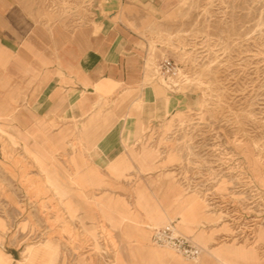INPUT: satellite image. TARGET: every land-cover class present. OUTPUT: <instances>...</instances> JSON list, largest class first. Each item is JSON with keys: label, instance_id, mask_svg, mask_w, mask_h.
Here are the masks:
<instances>
[{"label": "rangeland", "instance_id": "rangeland-1", "mask_svg": "<svg viewBox=\"0 0 264 264\" xmlns=\"http://www.w3.org/2000/svg\"><path fill=\"white\" fill-rule=\"evenodd\" d=\"M32 2L43 19L75 23L126 5ZM148 17L134 27L149 42L145 82L175 100L136 145L156 155L157 200L173 188L201 201L210 222L264 254V0H181ZM162 57L178 63L177 81L154 73ZM35 160L19 132L0 121V264H113L115 220L94 204L108 191L75 188L66 151L55 150L42 167Z\"/></svg>", "mask_w": 264, "mask_h": 264}, {"label": "crops", "instance_id": "crops-1", "mask_svg": "<svg viewBox=\"0 0 264 264\" xmlns=\"http://www.w3.org/2000/svg\"><path fill=\"white\" fill-rule=\"evenodd\" d=\"M120 1L126 5L75 23L43 19L32 0H0V121L19 132L39 166L66 151L75 188L108 191L94 204L115 220L113 264H264L259 250L210 222L201 201L173 188L157 200L156 155L136 145L175 100L145 82L149 42L134 27L181 0ZM73 141L78 147L69 150ZM135 173L140 181L112 178ZM165 222L202 247L198 259L151 243Z\"/></svg>", "mask_w": 264, "mask_h": 264}, {"label": "built area", "instance_id": "built-area-1", "mask_svg": "<svg viewBox=\"0 0 264 264\" xmlns=\"http://www.w3.org/2000/svg\"><path fill=\"white\" fill-rule=\"evenodd\" d=\"M154 73L166 80L177 81L180 78L178 63L168 57H162L154 66ZM151 243L172 249L177 255L187 260H196L203 249L194 243L190 237L181 234L172 222L154 228L151 235Z\"/></svg>", "mask_w": 264, "mask_h": 264}, {"label": "bare ground", "instance_id": "bare-ground-1", "mask_svg": "<svg viewBox=\"0 0 264 264\" xmlns=\"http://www.w3.org/2000/svg\"><path fill=\"white\" fill-rule=\"evenodd\" d=\"M235 219V218H234Z\"/></svg>", "mask_w": 264, "mask_h": 264}]
</instances>
